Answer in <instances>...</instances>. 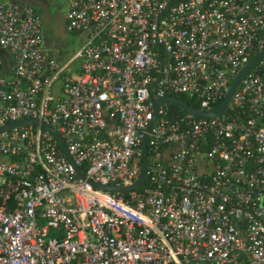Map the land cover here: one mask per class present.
Here are the masks:
<instances>
[{"label":"built area","instance_id":"1","mask_svg":"<svg viewBox=\"0 0 264 264\" xmlns=\"http://www.w3.org/2000/svg\"><path fill=\"white\" fill-rule=\"evenodd\" d=\"M66 1L84 42L60 61L36 7L0 0V128L37 121L0 132V264H264V57L216 116L155 109L219 106L264 0ZM144 137L139 188L93 185L132 187Z\"/></svg>","mask_w":264,"mask_h":264},{"label":"crops","instance_id":"2","mask_svg":"<svg viewBox=\"0 0 264 264\" xmlns=\"http://www.w3.org/2000/svg\"><path fill=\"white\" fill-rule=\"evenodd\" d=\"M26 1L39 11L43 21V36L45 39L44 48L47 51L56 50L60 61L67 59L74 51V35L65 31L63 14L67 7L64 0H13ZM64 6L62 16L57 15L58 6ZM3 56L9 59V55L3 52Z\"/></svg>","mask_w":264,"mask_h":264},{"label":"water","instance_id":"3","mask_svg":"<svg viewBox=\"0 0 264 264\" xmlns=\"http://www.w3.org/2000/svg\"><path fill=\"white\" fill-rule=\"evenodd\" d=\"M28 3V2H26ZM262 57H264V52H262L260 55H258L257 57H255L245 68L244 70L237 76L235 82L232 84L231 88L229 89L224 101L217 107H215L213 110L208 111V112H198L194 109H192L191 107L187 106L184 102L176 99V98H166L163 99L161 101H158L155 103V109L160 105V104H173L187 112H190L194 115H198V116H204V117H213L216 116L220 113H222L225 108L226 105L228 103V100L234 90V88L236 87V85L243 79V77L245 76V74L250 70V68L257 62L259 61ZM37 121L36 120H26V121H19V122H14V123H10L8 125H5L3 127L0 128V132L4 131V130H8L14 126H18V125H36ZM44 128L50 130L53 134H55L59 140H60V145L62 150L65 153V156L70 160V157L68 155V152L66 150L65 144L63 139L61 138L60 134L53 130L50 129L49 127H47L46 125H43ZM71 161V160H70ZM76 172L80 177H83L82 174L80 173L79 169L76 168ZM145 175H146V137H144L143 142H142V164H141V173H140V177L138 179V181L132 186V187H127V188H117V187H102L100 185L97 184H93L95 187L98 188H104L110 191H114V192H128L132 189H137L139 188L145 179Z\"/></svg>","mask_w":264,"mask_h":264},{"label":"rangeland","instance_id":"4","mask_svg":"<svg viewBox=\"0 0 264 264\" xmlns=\"http://www.w3.org/2000/svg\"><path fill=\"white\" fill-rule=\"evenodd\" d=\"M71 35H73V34H71ZM83 42H84V36L83 35H74V50L73 51H76V49H78L82 44H83ZM78 64H79V62L77 61V62H75L74 63V65H73V67L75 68V67H77L78 66Z\"/></svg>","mask_w":264,"mask_h":264},{"label":"flooded vegetation","instance_id":"5","mask_svg":"<svg viewBox=\"0 0 264 264\" xmlns=\"http://www.w3.org/2000/svg\"><path fill=\"white\" fill-rule=\"evenodd\" d=\"M64 2H65V4H66V0H64ZM64 6H58V13H57V15H59V16H62V13H63V11H64ZM43 39H44V36H43ZM44 46H45V39H44Z\"/></svg>","mask_w":264,"mask_h":264},{"label":"trees","instance_id":"6","mask_svg":"<svg viewBox=\"0 0 264 264\" xmlns=\"http://www.w3.org/2000/svg\"><path fill=\"white\" fill-rule=\"evenodd\" d=\"M179 98L181 99V100H184V101H186V102H188L189 100H188V98L187 97H185V96H179Z\"/></svg>","mask_w":264,"mask_h":264}]
</instances>
